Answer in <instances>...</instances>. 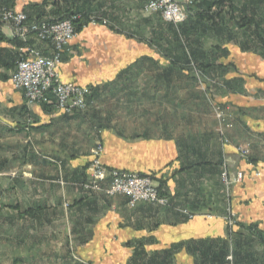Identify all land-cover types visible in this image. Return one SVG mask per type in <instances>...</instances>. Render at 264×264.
Here are the masks:
<instances>
[{"label": "crops", "instance_id": "obj_1", "mask_svg": "<svg viewBox=\"0 0 264 264\" xmlns=\"http://www.w3.org/2000/svg\"><path fill=\"white\" fill-rule=\"evenodd\" d=\"M102 1L1 3L32 19L61 20L77 8L93 15L106 12ZM142 2L147 0L131 3ZM20 44L13 27L0 23V111L5 114L0 121L21 118L40 125L34 130L45 148L47 142L66 141L60 135H69L71 144L55 148L65 166L57 171L61 180L52 182L60 191L29 202L36 207L26 210L29 214L24 212L26 217L39 218L38 244L29 247L30 256L22 262H16L13 249L5 250L0 264H131L132 260L139 264L136 253L142 252L141 245L150 251L181 241L187 242L188 250L219 254L220 264H264V52L227 43L226 57L218 60L224 66L218 80L228 90L214 97L222 109L229 108L234 123L227 141L218 133L209 91L196 87L193 91L185 80L176 83V76L188 77V73L167 68L172 65L168 59L159 62V56L150 51L155 49L152 39L138 41L103 25H89L79 33L58 72L63 82L93 86L97 91L88 110L74 116L51 106L29 105L23 93L15 90L11 78ZM28 46L52 55L45 43L31 39ZM153 61L164 69L144 67ZM179 90L190 100H181ZM102 91L118 94L119 117L108 121V127L107 114L102 122L98 118L97 97ZM175 108L184 114L177 118ZM100 144L104 166L150 176L156 187L163 184L161 192L169 205L132 208L128 197L107 195L108 182L100 191L86 190L87 167ZM239 145L250 148L251 163L241 159ZM225 167L232 178L238 172L245 176L231 190L222 183ZM187 213L195 217L190 220ZM231 215L236 226L228 224ZM182 261L194 264L185 248Z\"/></svg>", "mask_w": 264, "mask_h": 264}, {"label": "rangeland", "instance_id": "obj_2", "mask_svg": "<svg viewBox=\"0 0 264 264\" xmlns=\"http://www.w3.org/2000/svg\"><path fill=\"white\" fill-rule=\"evenodd\" d=\"M123 1L124 0H103L102 10L106 8V12H97L98 14L95 13V15L92 16L98 17H95V22H97L96 25L115 27L118 32L125 33L129 37L138 41L139 39H152L155 43V49L150 51L153 52L152 55L155 56V54H157L159 56V62H162L163 58L164 60L168 59L172 65L167 66V68L170 70L183 69L188 73V77L186 75L183 78L179 75L176 76V83L182 84L183 80H185L186 82L188 81L189 84L187 85L191 86L193 91L194 89L197 90L196 88H200L206 92L209 91L211 95L209 97L213 102V104H211L214 119L219 123L216 113L218 109H220V112L224 114L225 121L231 125V127H224L225 136H222L223 140H228L226 134L234 128L233 115L229 108L222 109L220 107L221 105L216 102L214 97V95H218L221 92H226V90H228V85L225 84L224 81L218 80L221 76L223 77L224 74L222 68L219 67V59L221 57H226L228 52L225 51L226 49L224 46L227 43L247 45L250 42L249 47L252 50L264 52L263 47L257 43L253 44L251 41L253 39L251 35L254 32L253 28L248 29L239 27L240 25H243L244 17L254 18L258 21V25L264 36V0H227V2H231L234 5V10L231 9L230 5L220 10L219 6L216 5L220 0H200L198 4L201 5L209 2L210 9L207 8L209 5H203L202 9L208 11L211 10L210 17L205 21L187 19V23H183V26L182 24L176 26L167 23L160 14L147 11L145 2H142V4L140 3L141 6L139 7L140 4L134 6V4L131 3L132 0L130 2L125 0V3ZM0 7L15 11L12 8L3 5L1 0ZM246 7L247 9L244 11V8ZM15 12L23 13L30 23L41 22L43 20L36 18L32 19L24 12ZM75 12L82 13L85 11L81 8H77ZM231 17L236 18L238 25L232 22ZM0 22L6 24L1 18ZM90 25L93 24L90 23ZM14 33L15 38H19L22 42H27V45L23 47V49H36L45 55L40 49L28 46L29 40L31 39L45 43L52 48L48 42L39 41L34 35L28 34L30 36H28V38L26 37V40H24V38L18 36L15 31ZM68 47L63 55L62 63ZM20 49L21 48L17 51L18 54H20ZM45 56L49 58L52 57L53 48L52 55ZM159 62H148V65L145 64L144 67L157 70L164 69L165 66H162ZM91 88L92 93L89 98V106L90 102L94 100L97 91L95 87L91 86ZM15 90L17 89L15 88ZM179 91H181L179 94L181 100H190V97H185L183 90ZM181 94H183V96ZM117 95L118 94L116 93H108V91L105 93L102 91L97 97V100L99 99L98 106L100 105L101 108L98 111L100 112V115H98V118H100L99 120L102 122L103 115L107 114V117H104L105 127H108V121L118 120L120 110L118 108ZM25 100L27 102L26 98ZM178 110L182 109L175 108V116L177 118L181 117V114H184L182 111ZM85 112L82 113L84 114ZM1 114L5 115L4 112L1 113L0 111V116H2ZM74 115L76 114L69 116ZM226 124L227 123L225 122L224 125ZM39 126L40 125H36L33 121L23 120L21 118H17L14 121L12 119H10V121H0V254H5V250L7 251V249H13L16 262H22L23 258H26L27 256L29 257V247L35 245V243L38 244L40 238V229L38 225L39 218L26 217V215H24V212L30 207H36V205L32 206L28 203L37 202L49 193L60 191L54 186V184H52V182L61 180V175L60 173L57 174V171L60 166L64 171L65 166L62 157L58 155V150L55 148L57 146L70 147L69 145L71 144L69 135H60V137L64 138L66 141H59L56 144L53 140L47 142L49 146H47L48 149L45 148L44 141L40 140L38 131L34 130L39 128ZM114 126L116 130H119L118 125ZM75 142L76 141H73V143ZM96 148V150L99 148V152L97 154L94 153L92 161L98 159L103 164V146L100 144ZM241 159L246 163H251V154L249 161L244 160L242 157ZM91 163H89V166L87 167V173L85 176V179L87 180L85 185L86 190H88L86 186H88L91 181V175L89 174ZM103 167L107 168L104 165ZM107 169L114 171V169ZM66 176L67 174L63 173L62 177L66 179ZM244 178L245 176L243 173V181ZM106 182H108V188L110 179ZM234 184L236 183H233L229 190H231ZM103 185L104 183L102 184V187ZM88 191L96 192L93 189H89ZM160 196L168 199L164 195ZM153 205L165 208L169 205V202L168 205L165 206L157 204ZM187 216L190 220L195 217V215L190 213H187ZM228 221L229 225L236 226L234 215H231V219H228ZM186 244L187 242L184 241L178 243L175 242L171 245L165 244L163 247L160 246L158 249L150 251H147L144 245H141L142 252L136 253V258H138L139 264H184L182 259L185 248L187 254L194 258V264H204V262H207L206 264H216V262H220L219 254L208 253L205 250H203L202 253L190 249L188 250ZM229 258L233 261L234 255H230ZM133 263L134 261H132L131 264Z\"/></svg>", "mask_w": 264, "mask_h": 264}, {"label": "built area", "instance_id": "obj_3", "mask_svg": "<svg viewBox=\"0 0 264 264\" xmlns=\"http://www.w3.org/2000/svg\"><path fill=\"white\" fill-rule=\"evenodd\" d=\"M199 2L200 0H147L146 10L160 14L167 23L177 26L187 21ZM0 18L6 24L12 25L16 34L24 40L34 35L39 41L48 42L53 48V56L50 58L36 49H20V60L12 75V82L18 91L24 93L27 102L31 105L53 106L57 111L67 115L85 112L89 106L91 86L63 82L58 72L67 47L77 36L75 22L81 16L75 15L62 20L43 19L41 22L30 23L23 13L0 7ZM91 19V24L96 25V18ZM216 114L219 120L218 133L222 137L225 136L224 127L231 125L225 121L220 109ZM237 150L244 160L249 161L251 154L249 147L239 145ZM98 152L99 148L95 154ZM89 174L91 181L86 186L88 190L100 191L102 184L110 179L109 187L106 189L107 195L128 197L132 208L139 204L168 205L169 200L159 195L151 177L110 171L103 167L98 159L92 161ZM221 178L229 190L233 183L243 181V173L239 172L232 178L225 167Z\"/></svg>", "mask_w": 264, "mask_h": 264}, {"label": "trees", "instance_id": "obj_4", "mask_svg": "<svg viewBox=\"0 0 264 264\" xmlns=\"http://www.w3.org/2000/svg\"><path fill=\"white\" fill-rule=\"evenodd\" d=\"M203 5H207L208 6L209 5V2H206L205 4H202V5L201 4L196 5L195 9L192 11V12H194V15L192 17L189 16L188 19H191V20L192 19H197V20H200V21H205L206 19H208L210 17L209 15H210V11L211 10L208 11V10L202 9ZM216 5L219 6L220 10H222L223 8H225L226 6H229V5L231 6V9L234 10V5L231 2H227V0H220V1H218L216 3ZM207 8L210 9V5ZM246 9H247V7L244 8V11H246ZM75 15L81 16V18L78 19V20H76V22H75V24H76V32H77V34H79L86 27H88L90 25V23H91V17L94 16V15L93 14H89L86 11L85 12H82V13L73 11V12H70L66 17H64L62 19H68L71 16H75ZM96 18H98V17H96ZM243 19H244V23H243V25H240L239 27L248 28V29H252L253 28V31L254 32H253V34H251L253 39L251 41L253 42V44H255V43L259 44L264 49V36H263V34L261 32L260 26L258 25V21H256L254 18H248V17H244ZM98 20H100V19H98ZM231 20H232L233 23H236L238 25V21L236 20V18L231 17ZM187 21L185 23H187ZM184 24H182V26ZM15 39H19V38H15ZM26 43L27 42H22L21 41V44L18 46V49L19 48L22 49L23 47H25L27 45ZM249 45H250V42L247 45L246 44L241 45L242 50H245V51L252 50L249 47ZM18 56H19V58H17L16 67H17V64H18V62L20 60V54H18ZM219 67L223 68L224 66H222L221 64H219ZM44 107L45 108H48L49 105H44ZM142 176H145V175H142ZM162 186H163V184H161V186L158 187V190L160 192V195H163L162 192H161ZM25 213L26 214H29V213H31V211H26ZM194 251H196V250H194ZM134 264H135V262H134Z\"/></svg>", "mask_w": 264, "mask_h": 264}]
</instances>
